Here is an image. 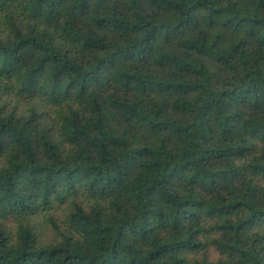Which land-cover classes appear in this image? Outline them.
<instances>
[{
	"label": "trees",
	"instance_id": "16d2710c",
	"mask_svg": "<svg viewBox=\"0 0 264 264\" xmlns=\"http://www.w3.org/2000/svg\"><path fill=\"white\" fill-rule=\"evenodd\" d=\"M0 264H264V0H0Z\"/></svg>",
	"mask_w": 264,
	"mask_h": 264
},
{
	"label": "rangeland",
	"instance_id": "374dc122",
	"mask_svg": "<svg viewBox=\"0 0 264 264\" xmlns=\"http://www.w3.org/2000/svg\"><path fill=\"white\" fill-rule=\"evenodd\" d=\"M19 105L23 109H27L29 107V104L26 101H21V103H19ZM41 105H44V104H41ZM45 107H46V109H49V111H50L49 116H50L51 120H54L55 112L53 110H55V107L52 106L51 104H47V105H45ZM34 221L37 223V225H38L37 228L40 230L42 236H44V237L45 236H51V234L53 232L52 226L45 216H39ZM207 256L209 259L214 260V259L218 258L219 254H218V251L214 247H210L209 250L207 251Z\"/></svg>",
	"mask_w": 264,
	"mask_h": 264
}]
</instances>
